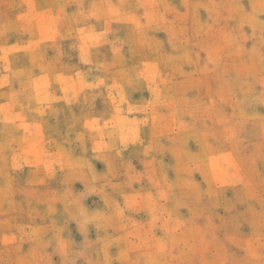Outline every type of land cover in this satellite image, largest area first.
<instances>
[{
	"label": "clouds",
	"instance_id": "9594fccd",
	"mask_svg": "<svg viewBox=\"0 0 264 264\" xmlns=\"http://www.w3.org/2000/svg\"><path fill=\"white\" fill-rule=\"evenodd\" d=\"M0 264H264V0H0Z\"/></svg>",
	"mask_w": 264,
	"mask_h": 264
},
{
	"label": "rangeland",
	"instance_id": "374dc122",
	"mask_svg": "<svg viewBox=\"0 0 264 264\" xmlns=\"http://www.w3.org/2000/svg\"><path fill=\"white\" fill-rule=\"evenodd\" d=\"M98 170H102V166H98ZM80 186H77L79 188Z\"/></svg>",
	"mask_w": 264,
	"mask_h": 264
}]
</instances>
